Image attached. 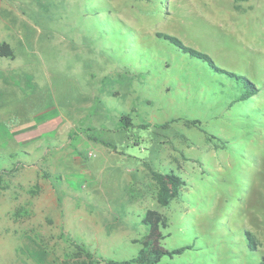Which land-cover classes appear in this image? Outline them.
Here are the masks:
<instances>
[{
  "label": "rangeland",
  "instance_id": "374dc122",
  "mask_svg": "<svg viewBox=\"0 0 264 264\" xmlns=\"http://www.w3.org/2000/svg\"><path fill=\"white\" fill-rule=\"evenodd\" d=\"M0 41V264L131 259L150 211L157 264H264V0H0Z\"/></svg>",
  "mask_w": 264,
  "mask_h": 264
},
{
  "label": "trees",
  "instance_id": "16d2710c",
  "mask_svg": "<svg viewBox=\"0 0 264 264\" xmlns=\"http://www.w3.org/2000/svg\"><path fill=\"white\" fill-rule=\"evenodd\" d=\"M161 35L163 37L162 39L167 41L171 47H174L177 51L180 50L189 57L203 62L205 65H208L218 70L220 73L225 74L226 77L234 78L232 81H234L236 87H239L240 92L234 95L232 103L246 100L255 94V87L252 84L255 82L249 81L244 75L236 74L220 68L213 62L208 54L184 45L177 37L165 34ZM0 56L10 58L14 57L13 49L6 41H0ZM120 120L126 126L131 123L130 117L124 114L121 115ZM187 123L194 127H200V120L198 119H188ZM202 130L205 131L204 129ZM154 179L158 185L157 199L163 206L168 205L169 202L179 194L180 187L184 184L181 178L168 173H155ZM164 219V216L156 211H150L147 213L143 217V223L146 225L147 230L141 239V246L139 247L136 256L127 260L108 259L107 262L109 264H157L162 257L166 255L172 256L178 250L183 249V247L168 249L161 244L160 240L165 237L161 231V227L164 225ZM247 235H249L247 238L251 244L249 245L251 248L256 241L249 233ZM80 250L84 253L85 257L91 258V254L89 252L85 251L81 247Z\"/></svg>",
  "mask_w": 264,
  "mask_h": 264
}]
</instances>
